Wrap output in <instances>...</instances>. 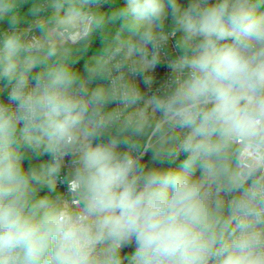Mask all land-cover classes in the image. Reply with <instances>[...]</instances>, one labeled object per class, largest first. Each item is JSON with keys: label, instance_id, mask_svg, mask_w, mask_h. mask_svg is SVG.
<instances>
[{"label": "clouds", "instance_id": "clouds-1", "mask_svg": "<svg viewBox=\"0 0 264 264\" xmlns=\"http://www.w3.org/2000/svg\"><path fill=\"white\" fill-rule=\"evenodd\" d=\"M0 264H264V0H0Z\"/></svg>", "mask_w": 264, "mask_h": 264}, {"label": "trees", "instance_id": "trees-1", "mask_svg": "<svg viewBox=\"0 0 264 264\" xmlns=\"http://www.w3.org/2000/svg\"><path fill=\"white\" fill-rule=\"evenodd\" d=\"M95 50H96V48L94 47V48H93V51H95ZM81 63H82V62H81ZM146 159H148V157H146Z\"/></svg>", "mask_w": 264, "mask_h": 264}, {"label": "built area", "instance_id": "built-area-1", "mask_svg": "<svg viewBox=\"0 0 264 264\" xmlns=\"http://www.w3.org/2000/svg\"><path fill=\"white\" fill-rule=\"evenodd\" d=\"M163 71V70H162ZM183 158V156L181 157V159ZM146 159V158H145Z\"/></svg>", "mask_w": 264, "mask_h": 264}]
</instances>
